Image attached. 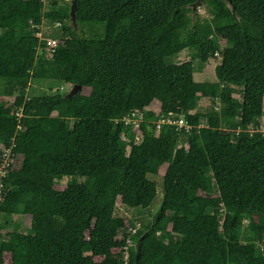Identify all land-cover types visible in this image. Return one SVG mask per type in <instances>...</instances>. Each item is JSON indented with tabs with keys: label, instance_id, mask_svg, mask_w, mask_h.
<instances>
[{
	"label": "trees",
	"instance_id": "obj_1",
	"mask_svg": "<svg viewBox=\"0 0 264 264\" xmlns=\"http://www.w3.org/2000/svg\"><path fill=\"white\" fill-rule=\"evenodd\" d=\"M72 1L0 0V215L31 218L0 225V264H264V0H203L205 28L198 0H76L79 31ZM47 81L82 89L31 91ZM168 115L188 127L157 129ZM150 176L164 198L137 227Z\"/></svg>",
	"mask_w": 264,
	"mask_h": 264
},
{
	"label": "rangeland",
	"instance_id": "obj_2",
	"mask_svg": "<svg viewBox=\"0 0 264 264\" xmlns=\"http://www.w3.org/2000/svg\"><path fill=\"white\" fill-rule=\"evenodd\" d=\"M67 2V1H66ZM192 9V8H191ZM191 17L194 25H197L198 27L205 28L209 25L210 22V17L211 13L210 10L205 3H201L197 9L191 12ZM46 26V27H45ZM54 25H51L50 23H47L46 21L44 22V27L46 30L49 28H55L58 32H62L60 27H54ZM79 31V28L77 29ZM44 34V32H43ZM213 37L215 35L212 33ZM39 52V50H38ZM189 50L183 51L179 56L175 58H171V62H182L188 59L189 57ZM218 59L216 60H211L204 69H198L196 73V78L200 82H217L216 74H215V68L218 63ZM31 91L36 92V93H43V94H50L53 95L57 92L61 93H66L70 92L73 89V86L67 85V84H59L58 82H32L31 83ZM191 106V111L193 113H203V114H208L213 112L216 109V105L212 100H207L203 99L201 101H195L190 104ZM142 121V116L135 121V125L133 124V127L136 128V125H139L140 122ZM132 121H128V123H131ZM223 129L229 130L230 125L229 124H223L222 125ZM261 130L264 131V117L262 119V126ZM171 167L166 166L163 168V171H170ZM1 174V173H0ZM2 175V174H1ZM4 177H1L3 179ZM151 179L155 180L158 184V192H157V197L153 201L152 205L148 209H135V210H126L125 215L129 219L135 221L137 223V227H139L141 224H147L151 222L156 214V212L159 210L163 198H164V181L162 176L154 177L150 176ZM66 186V180L64 179L61 184L60 188H64ZM4 215H0V225L3 226L4 233H7L8 230H10L11 225L7 228H4L5 222L8 224H12L13 222L19 223L21 225V228L25 232L30 231V226H31V218L29 216H15L12 220H9L8 222L7 217ZM13 221V222H12ZM247 222V220H245ZM244 238V236H242ZM134 246V245H133Z\"/></svg>",
	"mask_w": 264,
	"mask_h": 264
},
{
	"label": "built area",
	"instance_id": "obj_3",
	"mask_svg": "<svg viewBox=\"0 0 264 264\" xmlns=\"http://www.w3.org/2000/svg\"><path fill=\"white\" fill-rule=\"evenodd\" d=\"M43 1L45 3H47V2H51L53 0H43ZM39 36H42V34L40 33ZM46 44H47V47L49 49L54 50L55 47H56V45H57V41L55 39H50V40L47 41ZM140 116H142V120H143V112H140V111L133 112L130 117L125 118V123L127 125H130L132 128H135V127H133V124L134 125L136 124L135 121H137L140 118ZM128 121H132V122L131 123H128ZM162 123L175 124L179 128L188 127L187 126V122H186V120L183 117H181L179 119H173L172 118V115H168L167 118L159 121L157 123V129H160ZM139 126H140V124L139 125H136V128H138ZM9 153H10V151H6V153L3 156V158L6 160V162H5V166L1 170V174H2V175L0 174L1 177H6L7 174H8V168L11 165V160H10ZM3 191H4V184L1 183L0 184V200H1V197H2V194H3ZM128 243L130 244V241L129 240H128ZM125 257L127 258V255ZM125 260H126V264H127V259H125Z\"/></svg>",
	"mask_w": 264,
	"mask_h": 264
},
{
	"label": "water",
	"instance_id": "obj_4",
	"mask_svg": "<svg viewBox=\"0 0 264 264\" xmlns=\"http://www.w3.org/2000/svg\"><path fill=\"white\" fill-rule=\"evenodd\" d=\"M202 1L203 0H198L197 3H195L192 6L194 11L197 9V7L201 4ZM77 10H78L77 1L73 0L71 2V9H70V22L75 27V29H77ZM81 89H82V86H80V85L74 86L73 89L69 92L68 97L71 98L75 93H77ZM136 249H138V246L136 247ZM135 264H138L137 259H136Z\"/></svg>",
	"mask_w": 264,
	"mask_h": 264
}]
</instances>
